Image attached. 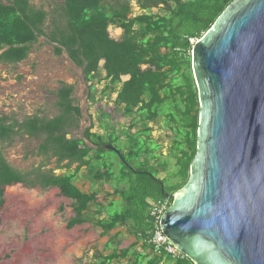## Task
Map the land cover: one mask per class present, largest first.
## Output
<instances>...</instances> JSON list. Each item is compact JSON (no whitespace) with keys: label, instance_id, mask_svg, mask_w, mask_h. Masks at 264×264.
<instances>
[{"label":"trees","instance_id":"trees-1","mask_svg":"<svg viewBox=\"0 0 264 264\" xmlns=\"http://www.w3.org/2000/svg\"><path fill=\"white\" fill-rule=\"evenodd\" d=\"M132 1L63 0L57 17L49 19L50 30L47 32L44 30H47L48 14L32 8L29 0L0 3V64L16 65L25 61L37 39L43 37L53 45L56 56L64 52L68 60L81 70L89 92L93 90L95 79L97 83H107L105 91L114 92V87H119L113 104L122 116L131 118L130 131L138 123L143 125L139 134L126 136L129 144L126 153L114 147L118 138L103 142L98 135L90 134V128L83 130V140L69 138L78 129L80 120V111L73 106L69 86L57 90L55 107L58 115L52 119L31 117L11 123L6 118L0 119V145L10 146L15 139L37 140L36 155L45 161L53 160L59 169L66 170L55 176L39 167L29 176L12 169L0 154V208L4 204L5 190L14 186L27 190H55L59 198L69 201L73 214L66 223L67 230L90 224L100 229V235L104 237L121 226L142 240H137L131 248L116 250L106 256L98 252L93 257L95 262L90 264L124 261L130 249L136 247L139 252L134 256V264H139L147 256L150 260L146 264L162 261L192 264L182 255L177 259L164 252L153 255L147 244L154 233L149 209L152 203L165 200L169 207L171 201L164 196L179 191L189 179L199 121L198 95L192 82L189 54L195 41L211 29L235 0H136L144 13L130 17ZM158 6H162V14H151L150 10ZM109 27L122 31L118 41L109 38ZM100 71L104 73L102 79L99 78ZM126 76L128 80L122 83L120 78ZM178 80L180 85H175ZM165 105L170 109L166 114L167 122L179 126L181 137L176 148L181 154L175 163L176 177L180 182L167 187L163 180L156 179L162 165H148V159L157 161L152 155L154 148L148 151L138 139L139 135L147 139L149 130L144 128L145 124L154 122ZM105 145L113 146L124 163L113 152L101 149ZM181 146L185 150H181ZM141 156L145 158L143 161H140ZM73 165H76L75 169L69 173ZM82 168L86 171L84 178L92 184L110 183L111 193L98 198L96 191L81 192L74 181ZM112 196L119 199L120 211L109 213L102 200ZM113 206L112 202L108 203L109 208ZM92 208L96 209V214H92L91 220ZM104 212L107 218H98Z\"/></svg>","mask_w":264,"mask_h":264},{"label":"water","instance_id":"water-1","mask_svg":"<svg viewBox=\"0 0 264 264\" xmlns=\"http://www.w3.org/2000/svg\"><path fill=\"white\" fill-rule=\"evenodd\" d=\"M191 68L196 152L160 230L192 264H264V0L232 2L193 44Z\"/></svg>","mask_w":264,"mask_h":264},{"label":"rangeland","instance_id":"rangeland-1","mask_svg":"<svg viewBox=\"0 0 264 264\" xmlns=\"http://www.w3.org/2000/svg\"><path fill=\"white\" fill-rule=\"evenodd\" d=\"M9 1L0 0V3L7 4ZM62 2L63 0H29L32 8L42 9L48 14L45 32L50 30L49 19L57 17ZM161 8L162 6H158L151 9L150 13L161 15ZM130 9V17L144 13L138 8L136 0L130 2ZM107 32L109 38L114 41H118L122 34L120 29L113 27H109ZM189 56L192 82L197 92L191 68V52ZM101 66L102 62L99 63V67ZM143 69L144 67L141 68ZM103 77L104 73L100 71L99 78ZM120 80L122 83L126 82L128 77H121ZM180 83L178 80L175 85ZM106 85V82L97 83L95 79L92 82L93 90L89 92L81 70L68 60L64 52L56 56L53 53V45L40 37L25 61L16 65L0 64V119L6 118L8 123L21 122L31 117L52 119L58 115L55 107L57 90L69 86L72 88L73 106L80 111L78 129L73 131L69 138L83 140V130L90 128V134L98 135L103 142L108 138H118L119 142L114 147L126 153L129 148L126 136L139 134L143 125L138 123L133 130H129L131 118L122 116L121 111L113 104L115 91L119 87H114V92H109L105 91ZM168 113L170 109L166 105L163 106L157 119L144 126L149 130L147 139L140 135L138 137L148 151L154 148L152 155L157 157V161L148 159V165H162V169L157 171L156 179L163 180L165 187L180 182L176 177L175 163L181 154V151L176 150L177 144L181 143V137L178 133L179 126L167 122ZM175 119L177 120V117ZM38 144L37 140L15 139L10 146L0 145V154L12 169L22 174L31 176V172L39 167L55 176L64 174L66 170L59 169L53 160L45 161L36 155ZM85 144L93 148L86 142ZM181 147V150H185L184 146ZM111 158L116 160L112 155ZM145 158L141 156L140 161ZM75 166H71L68 172L71 173ZM85 174L86 171L82 168L74 181V185L81 192L96 191L98 198L104 193H111L110 183L92 184L84 178ZM109 202L114 206L109 208ZM102 204L109 213L113 210L120 211L119 199L113 196L103 199ZM95 212L94 208L90 210V219ZM72 217L69 201L59 198L55 190H27L21 186L6 189L4 204L0 208V264H90L95 262L93 257L98 252L106 256L116 250L131 248L137 240L142 241L132 231L121 226L104 237L100 235V229L93 228L90 224L67 230L66 223ZM98 218L105 219L107 214L100 213ZM137 252L138 247L130 249L126 260L113 264H134ZM149 260L150 257L147 256L139 264H146ZM159 264L169 263L162 261Z\"/></svg>","mask_w":264,"mask_h":264},{"label":"built area","instance_id":"built-area-1","mask_svg":"<svg viewBox=\"0 0 264 264\" xmlns=\"http://www.w3.org/2000/svg\"><path fill=\"white\" fill-rule=\"evenodd\" d=\"M168 202L162 201L157 203H152L149 209V217L153 220L154 233L152 237L147 241V244L152 249L153 255L159 256L162 252L170 256L172 259L180 258L179 254L172 245L167 241V239L162 234L159 222L163 213L167 210Z\"/></svg>","mask_w":264,"mask_h":264},{"label":"bare ground","instance_id":"bare-ground-1","mask_svg":"<svg viewBox=\"0 0 264 264\" xmlns=\"http://www.w3.org/2000/svg\"><path fill=\"white\" fill-rule=\"evenodd\" d=\"M179 197H180V195H179Z\"/></svg>","mask_w":264,"mask_h":264}]
</instances>
